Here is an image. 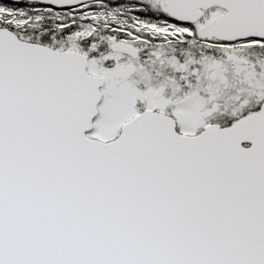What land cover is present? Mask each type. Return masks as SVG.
Masks as SVG:
<instances>
[{"label":"snow or ice","instance_id":"snow-or-ice-1","mask_svg":"<svg viewBox=\"0 0 264 264\" xmlns=\"http://www.w3.org/2000/svg\"><path fill=\"white\" fill-rule=\"evenodd\" d=\"M0 264H264V0H0Z\"/></svg>","mask_w":264,"mask_h":264}]
</instances>
